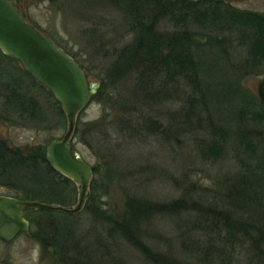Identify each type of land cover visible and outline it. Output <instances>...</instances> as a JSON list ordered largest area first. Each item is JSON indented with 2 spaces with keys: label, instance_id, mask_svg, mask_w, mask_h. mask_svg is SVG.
Wrapping results in <instances>:
<instances>
[{
  "label": "trees",
  "instance_id": "1",
  "mask_svg": "<svg viewBox=\"0 0 264 264\" xmlns=\"http://www.w3.org/2000/svg\"><path fill=\"white\" fill-rule=\"evenodd\" d=\"M84 1L92 5L97 2L108 4L118 9L128 19L130 32L133 33L132 39L116 51L115 59L105 76L98 77L101 85L93 101L103 104L105 113L101 120L106 118L105 110L108 107L102 94L109 87L113 89V84L115 86L122 83L127 77L136 78L134 86L139 92L135 93V97L138 99L142 95L149 101L158 98L166 92L169 85L183 78L191 93L187 95L176 115L177 119L179 117L181 120L177 129L181 131L180 135H184L189 129L203 131L205 136L199 144L201 158L217 160L223 157L228 149H234L233 156L238 159L240 166L238 173L231 180L227 177L229 192L226 196L213 198L206 192H191L189 202L183 196L171 202H153L128 196L120 212L103 210L97 202H93L97 185L96 178H93L89 200L87 199L89 203H86L85 208H90L97 215L100 226L97 235L105 239L106 232L114 239L120 238L138 248L155 264H187L174 256L155 251L144 240L142 227L144 221L157 214L185 213L193 219V229H199L206 236L208 243L204 256L212 258L214 263L219 264L218 262L224 261L226 257L232 258L239 251L245 252L256 264L264 262V103L258 95L241 85V76L232 74L237 70L264 65V13L238 9L227 0ZM165 20L173 23L176 27L174 32L165 34L159 30V25ZM192 26L205 30V35L197 37L191 30ZM235 40L247 47L248 57L243 64L236 67L226 66L224 61H229L230 58L229 46L233 45ZM54 41L63 47L58 41ZM208 51L217 53L216 66L225 71L224 80H228L231 86L235 85L227 91L229 96L234 97L223 102L210 96L219 95L213 93V90H223L220 88L227 83L215 76L212 79L209 70L205 69L207 67H204V58ZM0 54L12 62L16 60L4 54L1 49ZM71 55L79 62L75 55ZM82 67L84 68L83 65ZM19 69L27 73L30 80L3 82L12 88L11 98H14V101H5L4 108L10 107L8 104L11 103L15 110L28 113L36 121H48L46 107L29 97L27 103L22 102L24 94L17 91L19 87H25V81H31L36 89L41 87L54 98L67 124L62 106L52 92L23 68ZM157 81L161 82L159 86H156ZM124 105L131 114H140V109L135 103ZM143 118L145 119L142 128L165 132L161 130L162 125L157 119L146 117L144 114ZM91 123L92 126L98 124L92 129L97 132V127H100L99 120ZM82 126L78 121L75 139H82V132H85L84 129L82 131ZM172 126L174 127L173 124ZM74 145L73 143V147ZM45 154L46 146H34L32 150L23 152L8 146L6 142H0V178L4 184L16 185L17 189L18 186L24 188L23 195L12 196L43 201L39 195L30 193L33 188L45 186L46 183L52 188L60 186L67 192L68 184H75L73 180L54 169ZM92 168L96 174L97 166ZM109 169H106L107 176ZM16 171L22 172L23 176H16ZM18 177L24 178L25 182L20 183ZM70 203L69 200L65 206H70ZM35 214L47 216L36 219L33 218ZM76 214L36 209L27 214L31 225H36V229L31 228V234L39 241L44 251L51 248L59 264H93L87 257L83 258L85 246L82 247L81 238L77 236L75 223L70 221ZM103 247L105 248V242ZM100 264L124 263L121 259H103Z\"/></svg>",
  "mask_w": 264,
  "mask_h": 264
},
{
  "label": "rangeland",
  "instance_id": "2",
  "mask_svg": "<svg viewBox=\"0 0 264 264\" xmlns=\"http://www.w3.org/2000/svg\"><path fill=\"white\" fill-rule=\"evenodd\" d=\"M16 1L29 22L76 56L91 80L99 81V76H105L115 59L116 51L132 39L133 33L130 32L128 19L121 11L108 4L97 2L92 5L84 0ZM227 1L238 9L264 13V0ZM175 28L168 20L159 25V30L165 34L174 32ZM191 30L197 37L205 35V30L200 27L192 26ZM229 49V61H224L226 66L236 67L245 62L248 57L246 46L235 40ZM215 57L218 58L216 52H206L204 67H207L205 69L209 70L212 79L215 76L224 80L225 71L216 66L218 59ZM18 67L22 68L18 61L12 62L0 54V142H6L14 149L27 152L34 146H46L52 138H61L67 124L54 98L43 88L36 89L31 81H25V87H19L17 91L24 94L22 102L27 103L29 97L46 107L48 121H36L28 113L15 110L11 103L8 104L10 107L4 108L5 101H14V98H11L12 88L3 82L30 80L29 75ZM232 74L241 76V85L258 95V85L264 77V65L237 70ZM224 81L227 84L220 88L223 90H213V93L219 95H210L222 102L234 97L229 96L227 91L228 88L235 87L231 86L228 80ZM135 82L136 78L127 77L122 83L115 86L113 84V89L109 87L102 94L108 106L104 120H101L105 113L103 104L93 100L79 116L78 121L82 123V131L84 129L85 132H82V139H74V149L91 166H97V173L93 176L97 180L93 202H97L103 210L120 212L128 196L153 202H171L183 196L189 202L191 192H206L213 198L228 195L227 177L231 180L240 169L238 159L233 156L234 149H228L226 154L217 160H205L199 154V144L205 133L189 129L184 135H180L181 131L177 130L181 120L179 117L177 119L176 115L187 95L191 93L184 83L185 80L179 78L176 84L167 87L165 93L149 101L141 94H136L141 95L138 99L135 97V93L139 92L135 89ZM159 84L161 82L157 81L156 86ZM125 103H135L140 109V114H131ZM143 114L157 119L162 125L161 130L165 132L142 128L145 119ZM97 120L100 127H97L98 131L95 132L96 130L92 129L98 124L92 126L91 122ZM107 167L110 168L109 176ZM15 175L23 176L20 171H16ZM18 179L20 183L25 182L24 178ZM16 187L4 184L0 178L1 195H23L24 188ZM67 188L66 192L60 186L52 188L45 183V186L33 188L30 193L39 195L44 202L49 203L68 205L70 200L72 206L78 201L79 186L69 183ZM228 203L231 204V201L228 200ZM85 207L70 219L75 223L82 247L85 246L83 258L87 257L93 264H100L103 259H121L124 264H155L138 248L122 239H114L106 232H102L105 239L97 235L100 230L97 215ZM35 215L33 218L36 219L47 216ZM142 227L144 240L155 251L174 256L187 264H216L212 258L204 256L208 240L199 229H193V219L185 213L157 214L144 221ZM31 228L36 229V225L32 224ZM30 231L20 235L13 243L0 240V264H59L51 248L44 251ZM223 260L218 263L256 264L243 251ZM261 264L264 262L261 261Z\"/></svg>",
  "mask_w": 264,
  "mask_h": 264
},
{
  "label": "water",
  "instance_id": "3",
  "mask_svg": "<svg viewBox=\"0 0 264 264\" xmlns=\"http://www.w3.org/2000/svg\"><path fill=\"white\" fill-rule=\"evenodd\" d=\"M0 49L45 86L60 102L67 128L61 138L46 145V159L65 177L78 184V201L72 206L0 194V240L13 243L31 229L26 214L31 210L81 212L93 181L92 166L74 149L79 116L92 103L100 82L91 80L82 65L52 37L28 21L14 0H0ZM264 103V77L258 85Z\"/></svg>",
  "mask_w": 264,
  "mask_h": 264
},
{
  "label": "flooded vegetation",
  "instance_id": "4",
  "mask_svg": "<svg viewBox=\"0 0 264 264\" xmlns=\"http://www.w3.org/2000/svg\"><path fill=\"white\" fill-rule=\"evenodd\" d=\"M14 1L16 2L18 8L20 9V5H19V3H18L16 0H14ZM10 196H12V195H10ZM27 214H28V213H27ZM27 214H26V217H27Z\"/></svg>",
  "mask_w": 264,
  "mask_h": 264
}]
</instances>
